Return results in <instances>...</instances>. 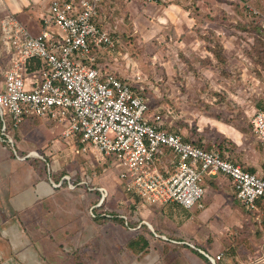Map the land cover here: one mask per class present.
<instances>
[{
	"label": "rangeland",
	"instance_id": "1",
	"mask_svg": "<svg viewBox=\"0 0 264 264\" xmlns=\"http://www.w3.org/2000/svg\"><path fill=\"white\" fill-rule=\"evenodd\" d=\"M238 1L250 4L264 16V0H195L194 4L188 0L183 5L192 6L193 9L188 12L199 16L197 34L193 38L187 37L183 42L173 35L163 41L157 36L150 45L140 43L135 48H117V52L121 53L114 58L118 56L119 66L128 72L130 80L146 88L152 106L160 102L161 98L167 100L168 97L164 95L167 93L173 95V100L169 97L172 102L168 99L164 104L174 108L177 106L174 96L190 93L194 100L179 101L186 109L195 112L198 108L197 112H200L201 108L216 123L236 129L237 135L243 138L244 149L237 151L227 139V152L237 159V155H240L249 161L264 177V146L255 138L251 123L256 111H264V34L260 33V24L254 26L250 19L246 20L245 7ZM195 93L199 95L198 100ZM7 120L9 122L10 117ZM43 120L29 118L20 125L16 135L13 130L10 131L11 136H16L19 145L25 146L21 151L26 152L28 146L34 144V147H38L37 151L46 152L53 148L55 141L68 146L61 133L45 134L49 139L44 140L39 135L44 132L39 131L36 133L40 137L38 141L30 136V133L34 135L35 132L29 133L28 130L33 126L40 130L45 122ZM51 125L56 124L49 121L46 127L50 129ZM62 125L63 129L68 127V124ZM211 130L217 135L218 130ZM63 150H55L56 153L46 156L38 151L44 157L38 161L44 164L46 170L55 167V190L49 198L42 199L39 206L21 213L25 216L24 221L34 215L29 219L36 221L39 217L43 226L49 222L55 223L56 244L47 245L50 254L52 247H55V255L52 257L49 254L52 264H188L189 257L185 259V253L178 248H166L167 245H153L152 251L138 246L131 248L130 240L136 228L130 221L127 223L125 219L117 217L95 218L102 197L98 190L102 189L105 190L106 200L101 214L115 211V215H125L127 194L118 179V173L109 161L91 149L84 157L77 154L78 148L73 146L71 158H68L66 149ZM237 163L251 169L243 160L239 159ZM64 176L66 181L62 182ZM80 176L83 177V185L79 184ZM212 188L213 191L206 195L204 205L205 209L212 205L215 210L209 219L216 227V238L206 237L203 233L201 237L206 239L205 242L208 241L204 246L213 254L222 256L219 264H264V238L258 230L256 215L248 214L241 205H234V201L235 204L238 202L235 194L226 202L216 196L217 193L214 194L213 185ZM134 203L132 206L137 208L139 204ZM228 204L240 208L242 212L240 219L233 225L229 221L231 213ZM183 244L193 246L189 242ZM179 246L183 248L185 245Z\"/></svg>",
	"mask_w": 264,
	"mask_h": 264
},
{
	"label": "built area",
	"instance_id": "2",
	"mask_svg": "<svg viewBox=\"0 0 264 264\" xmlns=\"http://www.w3.org/2000/svg\"><path fill=\"white\" fill-rule=\"evenodd\" d=\"M100 5V0H53L37 35L13 15L2 20L1 54L8 66L2 68L0 85V142L13 145L9 130L26 119H51L68 124L62 137L81 144L77 153L94 148L109 161L124 192L139 205L203 209L206 177L223 174L238 200L257 212L264 205V177L224 158L218 149L208 151L169 131L173 113L151 115L145 94L103 65L101 59L116 51L118 39L100 21ZM248 9L262 18L264 29V16ZM35 61L41 67L29 72ZM251 123L264 145V111H256ZM168 151L172 173L158 166ZM205 255L212 264L222 260L220 254Z\"/></svg>",
	"mask_w": 264,
	"mask_h": 264
},
{
	"label": "crops",
	"instance_id": "3",
	"mask_svg": "<svg viewBox=\"0 0 264 264\" xmlns=\"http://www.w3.org/2000/svg\"><path fill=\"white\" fill-rule=\"evenodd\" d=\"M52 1L53 0H0V29L2 20L7 15H13L19 22L25 25L31 33L34 35L39 34L43 29L42 17L47 12ZM186 1L188 0H156L153 3L147 4L143 2V0H100V21L106 28L115 30L116 34L114 35L118 39L116 48H135L137 44L141 45L140 43L150 45L153 41L152 39L155 37L157 38V36L162 38L163 41H166L168 37L171 38L175 35L185 42L187 37L193 38L195 34H197L196 31L198 27L196 28V25L199 22V16L195 15V13L188 12L190 9H193V7L184 6L187 4ZM194 1L195 0H191V4ZM248 6L252 7L250 4ZM1 48L2 42L0 38V54L2 51ZM120 53L121 51L117 52L116 49L114 53L106 55L102 61L103 65L122 80L131 83L137 91L145 94L150 105L151 115L157 114L159 111L165 114L171 111L173 114L170 116V121H168V125L166 126L169 131L180 134L186 142H194L208 151L214 150L221 145L219 149L223 150L225 154L233 159L236 158L235 155L227 152L225 147L227 139L229 145L230 142L234 144L237 151L244 149L242 146L243 138L241 135H237L238 131L236 129L228 125H223L222 123H216V120L212 119V117H210L211 115H208L206 110L200 108V112H197V108L195 112H191L185 108L184 104L179 103V101L194 100L192 98L193 95L190 93L186 95L181 94L178 97L174 96L177 105L174 106V108L167 103L164 104V101L167 102L168 99L171 101L169 97L173 100V95L167 93L164 94L166 98L168 97L167 100L164 99L163 101V98H161L160 102L152 106L146 88L138 82L130 80V76H127L128 72L124 71L123 67L119 66L118 56L114 58L116 54L118 55ZM127 64L129 65L128 62ZM6 66H8L7 58L4 56L0 57V74H2V68ZM196 95V100H198L199 95ZM188 117L195 119H188ZM196 118L200 119L197 120ZM24 121L22 123H24ZM43 121L45 122L40 126V130L39 127L37 128L34 126L28 130L29 133L35 132L34 135L30 133L32 138L38 141L40 139L39 135L45 140L49 139L47 136L51 134H62L64 130L62 123H57L51 119H44ZM49 121L56 125H51L50 129L49 127L47 128L46 124ZM9 124H11V122ZM221 125L223 126L221 127ZM19 127L11 128L9 130V135L11 130L14 131V134H17ZM211 129H214L213 131H215V129L218 130L217 135L214 134ZM39 131L40 133L41 131L44 132V134H36L37 132L39 133ZM45 134H47V136H45ZM10 137L13 139V145L0 142V264H52L50 262V253L47 245L55 246L56 244V238L54 236L55 223L49 222L43 226L39 222V217H37L36 221L29 219V217L33 218L34 215H30L27 217L28 220L24 221L25 216L21 213L26 211V209H34L35 206H39V202L42 199L49 198L51 192L55 190L54 185L57 182L55 176H53L55 167H49L48 170H46L45 166H43L44 164L38 161L39 158L41 159L43 157L40 153H45L44 156H46L56 153L59 149L62 151L66 149L65 151L67 152L68 158H71V148L76 146L79 149L81 144L73 140L64 139L68 146L59 144V141H55L53 148H49L46 152L38 150L39 153L37 151L38 147H34V144H30V146H28L29 150L26 149V152H23L21 149L25 146L19 145L16 136L10 135ZM217 137H219L220 140H218ZM255 138L257 139V137ZM257 141L262 144L258 139ZM262 146L264 145L262 144ZM91 150L97 152L94 148H91ZM36 154L38 156H35ZM77 154H82L86 157L85 155L87 153ZM237 157L238 159L236 158V161L239 159L243 160L249 165L251 168L250 170H254L255 173L259 175L257 168L253 167L249 161L242 159L240 155H237ZM172 161L173 154L168 151L166 155L161 158L158 166H165L167 168L166 170L172 173L174 170ZM81 163L82 161L80 159L79 164ZM65 177L66 176L62 178V182L66 181ZM82 178L83 177L80 176V185H83L81 183ZM207 179H209L208 181L211 183L210 185L208 183V186H206L207 194L213 191V185L214 194L217 193L216 196L223 198L226 202L231 200L235 192L228 177L223 174H217L206 177V180ZM98 191L101 195L105 192L104 189ZM126 196L125 201L127 207L124 210L126 216L124 214H121V216L127 223L130 221L133 226L135 225L134 228H136L130 241L137 239V237H139L138 235L143 233L141 227L146 226L151 232V234L143 233V235L145 234L144 237L149 241V251H152L151 248L153 245H167L166 248L168 246L171 248H178L180 252L182 251V253H185V259L189 257L188 264H206L204 260L188 253L187 249L180 248L179 245L186 241L179 242L177 241L179 240L177 237L195 239L202 245L208 242H205L206 239L201 237L203 233L206 234V237L213 236L216 238V233L214 232L216 227L209 219L215 212L212 205L206 209L193 208L191 210H187L178 204L151 207L138 205V207L135 208L132 206L134 201L128 195ZM105 199L106 197H101V204ZM209 199L208 196V200ZM130 201H132V203ZM213 201L214 200H212V202ZM227 207L230 209L231 213V215L229 214L230 225H233L240 219L242 212L240 208L237 209L233 205L228 204ZM244 209L247 208L245 207ZM263 212L264 205L260 204L259 210L257 212H251V214L256 215L255 220L262 229L264 238ZM258 219H260L261 222H259ZM219 221H221V219H219ZM207 249L211 251L209 248ZM43 250L44 253H41ZM50 252V255L53 257L55 255V247H52ZM200 252L203 253V255L206 254L204 251ZM221 261L217 262V264L221 263Z\"/></svg>",
	"mask_w": 264,
	"mask_h": 264
},
{
	"label": "trees",
	"instance_id": "4",
	"mask_svg": "<svg viewBox=\"0 0 264 264\" xmlns=\"http://www.w3.org/2000/svg\"><path fill=\"white\" fill-rule=\"evenodd\" d=\"M238 3L241 5V6H243V7H245L244 9H245V12H246V20L247 19H250L251 21V23L254 25V26H256L257 24H260V33L263 35L264 34V29H262L261 28V19H259V18H257L254 14H251L250 12H249V9H248V5L249 4H245V3H242V2H240V1H238ZM256 23V24H255ZM34 63V64H33ZM32 63V65H31V67L29 68V72H31V71H34V70H36L37 68H40L41 67V62L40 61H35V62H33ZM0 75H2V74H0ZM2 80H3V75H2V79L0 80V85H1V83H2ZM0 126H1V121H0ZM194 143V142H193ZM195 144V143H194ZM221 146V145H220ZM220 146H218L217 148H215V149H219V147ZM207 150V149H206ZM220 151H221V153H222V155H223V157L224 158H226V159H228V160H230V161H232V162H234V163H236V164H239V163H237V161L236 160H234L233 158H231L230 156H228L227 154H225L224 152H223V150H221V149H219ZM243 166V165H242ZM244 168H246L245 166H243ZM247 169V168H246ZM247 170H249L250 172H253V173H255V171L254 170H250V169H247ZM209 179H205V182H204V185L205 186H208V183H209V185L211 184L209 181H208ZM230 180V179H229ZM230 182H231V180H230ZM231 184H232V182H231ZM233 187V186H232ZM234 190V189H233ZM235 192V191H234ZM235 194V197H236V199L238 200V198H237V196H236V193H234ZM131 198V197H130ZM205 199H206V197H205ZM106 200V199H105ZM104 200V201H105ZM131 202V201H130ZM136 202H138V200L136 201ZM232 202H233V200H232ZM132 203V202H131ZM130 203V204H131ZM103 204H104V202L99 206V207H97L98 209H100L101 211H103V209H102V207H103ZM134 204H136V203H134ZM170 204H174V203H170ZM233 204L234 205H236V206H239V205H241V208H245L246 206L240 201V200H238V202H237V204H235V201L233 202ZM167 205H169V204H167ZM166 206V205H165ZM245 206V207H244ZM96 208V207H95ZM96 208V209H97ZM100 210L98 211V215L95 217V218H98V217H100V216H103L104 218H107V219H113V218H118V219H124L117 211V213H118V215H115V213H113V212H115V211H111L110 213H106V212H104V214H101V212H100ZM244 211L245 212H247L248 214H251V211H248L247 209H244ZM118 221V220H117ZM122 221V220H121ZM256 221V220H255ZM257 222V221H256ZM258 223V222H257ZM259 229V231H261L262 232V229L260 228V227H258ZM141 229H142V231H143V233H146V234H151V232H150V230L146 227V226H142L141 227ZM143 233L142 234H139L138 236L139 237H137V239H135V240H132L131 242H130V247L131 248H133V247H140L141 249H148L149 248V241H148V239L147 238H145L144 236H145V234L143 235ZM262 234H263V232H262ZM179 240H177V241H179V242H182V241H186V242H189L190 244H192L193 246H190V245H188V244H181V245H185L183 248L184 249H187L188 250V253H190V254H193V255H195V256H197V257H199L200 259H202V260H204V262L206 263V264H212V262L209 260V258L208 257H206L205 255H203V253H201L200 251H205L206 252V254H208V255H210L211 257H216L217 255H215V254H213V252L212 251H209L208 249H207V247H205L204 245H202V244H199L198 242H197V240H195V239H188V238H184V237H177ZM186 239H188V240H186Z\"/></svg>",
	"mask_w": 264,
	"mask_h": 264
},
{
	"label": "bare ground",
	"instance_id": "5",
	"mask_svg": "<svg viewBox=\"0 0 264 264\" xmlns=\"http://www.w3.org/2000/svg\"><path fill=\"white\" fill-rule=\"evenodd\" d=\"M36 156V155H35Z\"/></svg>",
	"mask_w": 264,
	"mask_h": 264
}]
</instances>
